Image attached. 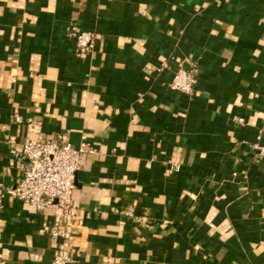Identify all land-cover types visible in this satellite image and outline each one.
I'll return each instance as SVG.
<instances>
[{"label": "crops", "instance_id": "1", "mask_svg": "<svg viewBox=\"0 0 264 264\" xmlns=\"http://www.w3.org/2000/svg\"><path fill=\"white\" fill-rule=\"evenodd\" d=\"M58 133L96 150L68 264H264V0H0V194ZM54 216L5 192L0 264H53Z\"/></svg>", "mask_w": 264, "mask_h": 264}, {"label": "built area", "instance_id": "2", "mask_svg": "<svg viewBox=\"0 0 264 264\" xmlns=\"http://www.w3.org/2000/svg\"><path fill=\"white\" fill-rule=\"evenodd\" d=\"M76 38L79 51H86L93 45L94 34L80 30L75 24L68 27ZM196 83L191 71L180 67L170 82L173 89L190 93ZM255 148L264 154V143L255 142ZM95 148L83 133L78 146H74L66 133L46 136L41 140H28L20 149H11L15 157L25 156L29 163L15 184L7 187L6 193L42 214L55 212V216L43 222V229L55 243L53 264H68L72 258L70 237L75 217V204L72 192L76 174L84 153H95ZM5 192L0 194V204Z\"/></svg>", "mask_w": 264, "mask_h": 264}]
</instances>
